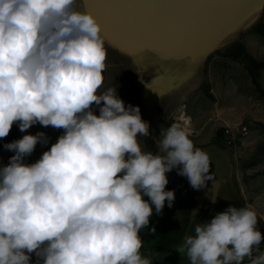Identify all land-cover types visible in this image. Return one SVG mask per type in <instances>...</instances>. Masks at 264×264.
Returning a JSON list of instances; mask_svg holds the SVG:
<instances>
[{
    "label": "clouds",
    "instance_id": "1",
    "mask_svg": "<svg viewBox=\"0 0 264 264\" xmlns=\"http://www.w3.org/2000/svg\"><path fill=\"white\" fill-rule=\"evenodd\" d=\"M77 5L0 0V139L14 124L63 129L35 163L25 158L48 143L45 133L3 146L15 154L0 166V264H32V254L36 264H153L140 233L153 206L162 214L173 205L166 173L178 169L194 189L210 180L208 153L175 124L157 139L160 153L143 150L138 135L148 136L149 124L114 86L100 92L101 24ZM257 221L251 206H229L176 251L190 264H264Z\"/></svg>",
    "mask_w": 264,
    "mask_h": 264
},
{
    "label": "rangeland",
    "instance_id": "2",
    "mask_svg": "<svg viewBox=\"0 0 264 264\" xmlns=\"http://www.w3.org/2000/svg\"><path fill=\"white\" fill-rule=\"evenodd\" d=\"M77 6L84 10L82 0H78ZM259 20L264 24V5L253 21L211 50L180 85L161 94L151 104L145 101L142 91L161 66L156 62L140 66L105 40L107 58L100 92L114 86L125 106L140 108L142 119L149 124V135H138L143 150L160 153L157 139H162V133L175 124L210 157V180L200 189L192 188L187 177L178 175V169L166 173L169 180L166 190L175 193L173 207L166 201L162 214H156L153 206L150 223L140 233L143 241L149 238L150 228L158 229L163 225L170 228L171 223L178 229L175 239L182 229L184 236L194 235L196 224L210 222L229 206H251L257 213V227L264 234V159L246 167L257 144L264 142V72H259L256 85L245 67L247 57L264 61V36L250 30ZM237 40L244 46L243 56L231 59L214 52ZM150 55V58L157 56ZM93 111L99 115L98 106L93 105ZM243 125L247 126L245 134L238 130ZM226 128L235 135L232 145L223 141L222 133ZM38 132L48 138L47 144L38 143L35 147L43 154L63 134V129L36 124L23 134ZM175 239L171 241L174 243ZM260 252H264V241ZM258 254L254 251L253 256ZM178 260L170 259L166 264ZM243 264H249L247 257Z\"/></svg>",
    "mask_w": 264,
    "mask_h": 264
},
{
    "label": "bare ground",
    "instance_id": "3",
    "mask_svg": "<svg viewBox=\"0 0 264 264\" xmlns=\"http://www.w3.org/2000/svg\"><path fill=\"white\" fill-rule=\"evenodd\" d=\"M102 1L108 8L95 16L101 24V36L138 65L146 67L156 62L161 66L144 84L142 96L148 104L180 85L211 47L253 21L264 3L219 0L214 4L198 2L187 10L186 5L163 11L160 6L134 0ZM150 53L157 56L150 58Z\"/></svg>",
    "mask_w": 264,
    "mask_h": 264
},
{
    "label": "crops",
    "instance_id": "4",
    "mask_svg": "<svg viewBox=\"0 0 264 264\" xmlns=\"http://www.w3.org/2000/svg\"><path fill=\"white\" fill-rule=\"evenodd\" d=\"M23 136L24 134L19 130L18 124H14L9 135L3 139H0V166H6L10 157L15 154L14 152L6 150L3 147L4 144L11 143L14 140L22 138ZM41 156L42 154L39 153L35 148L34 152L25 158V163H35ZM169 227L170 228L166 227V225H163L158 227V229H155L154 232L150 228L149 238L143 241V247L141 249L142 254L144 256L150 257L153 264H166V262H168L170 259H180L176 262H173V264H190L186 254H180L178 251H176V249L183 243V229L180 234L178 233L179 237L177 235L176 240V234L174 235V233H177L178 229H176L173 223H171ZM173 238L175 239L174 243L171 241ZM31 259L32 264H36L37 257L35 254H32Z\"/></svg>",
    "mask_w": 264,
    "mask_h": 264
},
{
    "label": "trees",
    "instance_id": "5",
    "mask_svg": "<svg viewBox=\"0 0 264 264\" xmlns=\"http://www.w3.org/2000/svg\"><path fill=\"white\" fill-rule=\"evenodd\" d=\"M250 30L251 32H255L256 34L264 36V24L261 20L253 25ZM214 52L225 58L236 59L244 55V46L240 40H237L223 49H216ZM245 67L250 74L253 82L257 85L256 79L259 72H264V61H257L254 58L247 57ZM262 159H264V142L257 144L254 152L251 155V161L246 165V167L256 164Z\"/></svg>",
    "mask_w": 264,
    "mask_h": 264
},
{
    "label": "water",
    "instance_id": "6",
    "mask_svg": "<svg viewBox=\"0 0 264 264\" xmlns=\"http://www.w3.org/2000/svg\"><path fill=\"white\" fill-rule=\"evenodd\" d=\"M134 1L142 3V4L151 5V6H160L161 8H159V9H162L163 11H167L168 9H170L171 7H174V6L179 7V6H186L187 5V7L185 8L187 10V9H190L189 5H192V4H195L198 2H201V3L205 2L208 4H214L215 2H218L219 0H134ZM82 3H83V9L86 11L92 12V14L94 16L99 15L102 11L105 12L104 10L108 8V7H106L107 4L105 3V1H102V0H82ZM263 5H264V3H263ZM263 5H262V7H263ZM262 7H260V9ZM103 39L106 40L105 38H103ZM220 44L221 43H219L218 45H220ZM218 45L211 47L210 51L213 50ZM208 53H206V55Z\"/></svg>",
    "mask_w": 264,
    "mask_h": 264
},
{
    "label": "built area",
    "instance_id": "7",
    "mask_svg": "<svg viewBox=\"0 0 264 264\" xmlns=\"http://www.w3.org/2000/svg\"><path fill=\"white\" fill-rule=\"evenodd\" d=\"M239 133H243L245 134L247 132V126L243 125L241 126L239 129ZM234 133L232 132V130L226 128L224 129L223 133H222V137H223V141L224 143H226L227 145H232L235 143V137H234Z\"/></svg>",
    "mask_w": 264,
    "mask_h": 264
}]
</instances>
